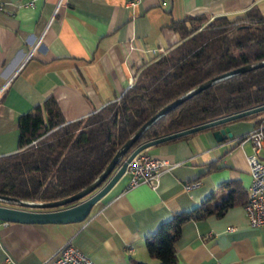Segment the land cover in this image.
I'll use <instances>...</instances> for the list:
<instances>
[{
  "label": "crops",
  "instance_id": "crops-1",
  "mask_svg": "<svg viewBox=\"0 0 264 264\" xmlns=\"http://www.w3.org/2000/svg\"><path fill=\"white\" fill-rule=\"evenodd\" d=\"M251 5L264 15V0H0V156L17 149V116L48 97L68 122L120 97L155 58L152 49L159 54L176 44L171 21L233 17ZM262 118L264 111L256 112L143 149L169 163L155 186L127 188L121 176L80 222L0 226V264H40L65 243L93 264H157L143 240L158 223L228 199L233 205L221 216L183 223L175 264H264V226H249L243 211L251 153L243 139ZM219 127L229 128L230 139L212 138ZM207 163L214 169L200 175Z\"/></svg>",
  "mask_w": 264,
  "mask_h": 264
},
{
  "label": "trees",
  "instance_id": "trees-1",
  "mask_svg": "<svg viewBox=\"0 0 264 264\" xmlns=\"http://www.w3.org/2000/svg\"><path fill=\"white\" fill-rule=\"evenodd\" d=\"M168 25L177 35L176 44L141 65L132 84L114 101L68 122L51 96L17 116V149L0 156V197L42 203L71 196L92 184L141 123L167 103L203 81L264 61V15L254 5L233 17L210 18L200 13ZM262 105L264 66L231 74L156 119L125 155L156 137ZM213 169L207 163L200 175ZM232 205L228 199L213 207L201 203L190 210L171 212L168 220L158 223L144 238L145 251L157 264H175L173 248L183 223L221 216Z\"/></svg>",
  "mask_w": 264,
  "mask_h": 264
},
{
  "label": "water",
  "instance_id": "water-1",
  "mask_svg": "<svg viewBox=\"0 0 264 264\" xmlns=\"http://www.w3.org/2000/svg\"><path fill=\"white\" fill-rule=\"evenodd\" d=\"M264 61L260 63H254L253 65L241 66L228 71V73L222 76H216L208 81H203L200 85L191 89L185 95H180L178 98L174 99L170 103H167L163 108L159 109L153 114V116L146 122L141 123V126L138 130L130 135L126 140V143L118 148L114 154V157L108 164L105 166V170L99 175L95 180L92 181V184L86 188H81L78 192L67 196V198L61 200H55L53 202H32V201H23L19 198H9V197H0V221H7V223H33V224H43V223H68V222H80L84 219L87 214L90 213L93 203L100 200L109 190L113 187L119 177H121L125 172V165L130 159L137 155V153L142 152L143 149L155 146V144H162L167 142V140H174L181 135H188L192 133H198L205 129L216 128L218 125L225 124L231 120H237L243 116H249L255 114L256 112H263L264 105L255 106L248 110H243V112L237 114H230V116L224 118H218L211 122H205L204 124L198 126H192V128L186 130H180L173 134H167L166 136L156 137L153 140L148 142H143L138 147L131 149L127 155H125L126 150L135 143V140L141 135L147 127L152 124L156 119L164 116L167 111H171L176 108L181 102L191 97V95H196L203 91L205 87L207 88L216 81H220L229 75H235L241 73L242 71L246 72L254 69L255 67H263ZM231 134L229 128L219 127L212 133V138L218 143L230 139ZM68 205V206H66Z\"/></svg>",
  "mask_w": 264,
  "mask_h": 264
},
{
  "label": "built area",
  "instance_id": "built-area-1",
  "mask_svg": "<svg viewBox=\"0 0 264 264\" xmlns=\"http://www.w3.org/2000/svg\"><path fill=\"white\" fill-rule=\"evenodd\" d=\"M152 52H154L155 57L160 54L153 49ZM133 79V76L130 77V84H132ZM244 140L250 143L251 153L245 156L250 182L247 186L246 203L243 206V211L249 226L260 227V225L264 226V118L255 123L252 130L244 136ZM125 167V172L122 176H126L128 180L127 188L143 183L154 187L157 182V174L168 169L169 163L163 159H158V157H152L140 152L132 157ZM6 224L7 221H0V226H5ZM40 264L93 263L79 249L71 246L70 243H65Z\"/></svg>",
  "mask_w": 264,
  "mask_h": 264
}]
</instances>
